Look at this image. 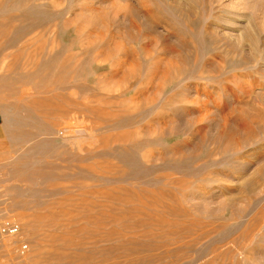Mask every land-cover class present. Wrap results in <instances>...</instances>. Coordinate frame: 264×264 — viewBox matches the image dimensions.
Returning a JSON list of instances; mask_svg holds the SVG:
<instances>
[{"label":"rangeland","instance_id":"rangeland-1","mask_svg":"<svg viewBox=\"0 0 264 264\" xmlns=\"http://www.w3.org/2000/svg\"><path fill=\"white\" fill-rule=\"evenodd\" d=\"M0 99L66 142L0 264H264V0H0Z\"/></svg>","mask_w":264,"mask_h":264},{"label":"crops","instance_id":"crops-1","mask_svg":"<svg viewBox=\"0 0 264 264\" xmlns=\"http://www.w3.org/2000/svg\"><path fill=\"white\" fill-rule=\"evenodd\" d=\"M65 149L56 121L47 112L0 99V218L32 209L33 193L50 184V167L57 166Z\"/></svg>","mask_w":264,"mask_h":264},{"label":"built area","instance_id":"built-area-1","mask_svg":"<svg viewBox=\"0 0 264 264\" xmlns=\"http://www.w3.org/2000/svg\"><path fill=\"white\" fill-rule=\"evenodd\" d=\"M20 231V224L13 219L7 218L2 221L0 224V232L5 235H15ZM27 248V244H22L21 252H23Z\"/></svg>","mask_w":264,"mask_h":264}]
</instances>
